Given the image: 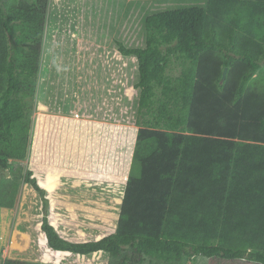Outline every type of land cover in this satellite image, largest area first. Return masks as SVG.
I'll return each instance as SVG.
<instances>
[{
  "label": "trees",
  "instance_id": "trees-1",
  "mask_svg": "<svg viewBox=\"0 0 264 264\" xmlns=\"http://www.w3.org/2000/svg\"><path fill=\"white\" fill-rule=\"evenodd\" d=\"M131 1L130 24L164 11L147 15L146 47L117 42L138 57L141 96L116 232L88 242L61 237L48 219L47 190L33 170L23 176L15 166L31 151L51 0H0V167L17 177L15 189L0 175V206H12L21 176L40 192L51 254L26 256L44 262L102 264L104 250L109 264L199 255L264 264V0L171 9L168 0ZM142 33L141 25L139 42Z\"/></svg>",
  "mask_w": 264,
  "mask_h": 264
},
{
  "label": "crops",
  "instance_id": "crops-1",
  "mask_svg": "<svg viewBox=\"0 0 264 264\" xmlns=\"http://www.w3.org/2000/svg\"><path fill=\"white\" fill-rule=\"evenodd\" d=\"M78 2H80L82 7L80 14L85 8L86 12L88 10L89 12L91 11V14L86 16V20L84 18L80 19L75 12L67 14V16L65 15L66 17L61 18L60 9H62L61 5H63V0H59L57 6L58 15L56 16L55 21H53V16H51L50 22L48 23L45 44L47 57L45 56L46 62L44 63V69L42 70L43 74H47L49 71V75L53 77H50V81H48L46 78L47 75H44V85L41 88V98L39 99L40 108H48L50 117L55 121L56 131L50 133V142L42 140L44 139L42 136H37L35 138V156L37 157L38 154H42L41 151H45L42 160H45V163L48 164L42 166L38 165L32 169L40 186L46 188L48 191L47 196L50 200L49 214L51 217V224H53L59 235L72 242H88L99 240L116 232L117 230L139 129L136 124L141 96V88L136 86L140 81L138 57L135 54H122L114 39L117 38L127 48L146 47L147 40L145 19L149 14L164 10L147 13L144 17H142L141 23L130 24L128 20L124 22V19H127L128 17L130 19V15L133 14L131 13L129 6H127V4L130 5L132 2L131 0H94V9L91 7L93 4L91 1L78 0ZM122 2H128L125 9L121 6ZM207 2L208 0H195L188 6H206ZM55 3V0H52L51 12H53L52 10L54 9ZM83 17L85 16L83 15ZM138 17L139 16L133 17L134 22H139ZM110 18H119V23L112 24L110 22ZM141 25L143 33L141 36V42H139L140 38L138 37V27ZM90 30L92 33L96 34L95 38L99 36L106 39L105 41L103 40L104 57H110L113 62L110 63L105 61L104 68H102L101 65L95 68L91 63L94 60L86 59L89 58V56L86 54L85 44L82 40H80V37L85 40L86 35L90 34ZM50 39L52 42H50ZM94 56H96V54ZM54 59H57V61L52 62ZM86 75L93 80L91 85L86 84ZM114 75L117 77L114 78ZM113 78L118 79L120 84L121 81L125 80L129 86L126 90H130V88L133 89V91L129 92V94L127 92H122L119 96H115L113 99L117 102L118 99L121 98L123 101L127 102L126 99L128 100L129 98L130 103L128 102L127 107H130L132 117L131 126L135 129L134 135L126 136L127 134L121 132V128L120 131L115 132L113 136L109 132H97L89 129L91 127L90 123L93 122L106 123L108 120L110 123H114L118 127H121L124 123V116L120 115L116 119L113 120L112 118L110 120L109 114L106 116L105 109L102 104L99 105V103L96 102L89 105L86 103V96L97 100L100 91H103L102 99L104 101L106 88L104 91L103 86L104 84L109 83H113L112 87L113 85L115 86L116 83L115 80L113 81ZM118 84H116L117 87ZM88 86L94 87L89 89ZM55 89L58 91L59 95ZM116 89L115 93L117 91ZM52 90L53 93L56 91L57 96L56 98L54 97L53 103L50 104V97L53 96ZM91 90H93V94ZM110 98L111 97L108 99ZM101 106L103 108L102 110L100 109ZM92 107H94V109H91ZM98 107L103 113L102 116L98 114ZM127 126L129 125L127 124ZM61 127L64 130H61ZM129 129L132 130L131 127ZM95 133L98 137H100V143H102L103 137H108L107 139L115 137L119 142L118 147L113 150L114 153L112 155L114 156L112 158L114 159L108 167V163L106 161V157L104 159V155H101V157L98 155L97 158L95 156V158H93L94 160L86 157L88 156L86 155V152L90 151V148L96 150L93 145L90 146L87 144L86 147V141ZM128 139L129 141H127ZM46 144H49L51 147V152L49 153L46 152L48 151L47 147H45ZM103 153L106 155L105 151H103ZM57 159H60V163ZM110 170L119 174L117 178L120 181H124L123 188H119L117 181L114 182L112 181L113 179L111 181L107 180L104 171ZM89 171L94 172L93 178L86 176V172ZM61 173H63V175H61ZM35 192L36 191H33V193H31L36 195ZM32 194H28L29 197H27L26 194V197L34 204L35 198ZM107 196L113 198L114 200L112 207L115 205V207H113L115 213L109 219H106V212L104 211V213L100 211L95 213L91 211L92 206L86 208V204L91 202L94 204L97 202L105 203V205L110 204L108 202L110 200L106 199ZM36 201L40 207V211L37 214L38 216L35 218L31 217L29 220L27 217H23L22 219L20 217L19 224H17L15 229H13L11 232L12 234L10 233L11 230L8 228L5 229L6 221L2 228L0 227V234L2 232L5 233L4 241L0 244L1 253L4 249L3 246H6V250L3 251H6L8 254L10 253L12 246L23 247L26 245L27 247L29 245L30 250L27 254L32 255L34 258L41 256L43 252L42 251L40 254L39 250L41 249V246L36 243L35 245L34 239L31 237L32 235H39L41 238H38L36 242H41L42 246H47V236L46 233L42 231L41 222L43 220V202L41 199H36ZM54 204L62 205L61 209L63 210L59 211L56 209L58 205ZM108 207L111 208L110 205H108ZM25 213L26 212L23 213L24 216H26ZM78 214L80 215L76 218H80L81 220L92 218V220L90 219L91 222L89 221L90 223H88V225L90 224V227L86 226L84 229V227H71L72 225H69V223L65 224V222H68V219H73ZM7 217L8 216L6 215V218ZM10 218L11 217L9 216L8 219ZM69 228H71L73 232L77 231V234L86 233V237L78 241L70 239L69 235L74 237L77 234L73 235ZM44 250L48 251L47 248H44ZM99 251L105 253L104 262L102 264H109L111 259L110 253L104 250ZM22 252L24 251H21V253ZM65 253L69 254V252ZM11 256V259L25 261L24 258L13 255ZM55 261V263L41 262L61 264V261ZM144 262L146 264H165L163 261L155 258H150L148 261L144 260Z\"/></svg>",
  "mask_w": 264,
  "mask_h": 264
},
{
  "label": "rangeland",
  "instance_id": "rangeland-1",
  "mask_svg": "<svg viewBox=\"0 0 264 264\" xmlns=\"http://www.w3.org/2000/svg\"><path fill=\"white\" fill-rule=\"evenodd\" d=\"M88 1H91L93 3L91 5V7L94 9L95 8L94 0H88ZM55 2L56 3L54 5V9L52 10L53 12H51V9H52V0H51L50 18H51V16H53V21H55L56 16L58 15L57 14V12H58L57 6H58L59 0H55ZM193 2H194V0H168L167 1L169 9L185 7V6H188V5L192 4ZM127 3L122 2L121 6L123 7V9H125L127 6H129L130 10H133V9L136 10V7L132 8ZM126 4H127V6H126ZM61 8H62V9H60L61 10V18L62 17H66L67 14H71L72 12H75V14L80 17V19L84 18L86 20V16L91 14V11L89 12V10L86 12V8L84 10H82V13L80 14V11H81L82 7L80 5V2H78V0H63V5H61ZM83 15L85 17H83ZM50 18H49V22H50ZM118 20H119V18H117V19L110 18V22L112 24L119 23ZM126 20H128V22H129L130 21L129 17L127 19L125 18L124 22H126ZM107 21H109V20H107ZM95 35L96 34L92 33V31L90 30V34L86 35L85 40H83L84 38L82 39V37H80V40H82V42L85 44L86 54L89 56V58H86V59L87 60H90V59L94 60L91 63L94 65L95 68L99 67V65H101L102 68H104L105 61L110 62V63H112L113 61L111 60L110 57H109L110 59L108 57H106V58L104 57V53H103L104 52V46H103L104 44H103V42L106 39L101 38L99 36H97V38H95ZM114 41H115L116 44H117V42H120L117 38H115ZM95 54H96V56H94ZM46 55L47 54H46V45H45L44 54H43V61H42V68H41V74H40L39 82H38V85H37L36 108H35V111L33 110V114H32V118H33V122H32V136H33V139H32V144H31V151H30V154H29V156H28V158L26 160H23L18 165H15V166H21L22 172H23L22 173L23 176L28 170H33L32 168L37 167L38 165L42 166V165L48 164V163H45L46 162L45 160H42L43 154H44L45 151H41L42 152L41 155L38 154L37 157L35 156L36 155L35 154V138L37 136H42L44 138L42 140H44L45 142H46V140H47V142H50L51 141L50 133L56 131L55 130L56 123L50 117L48 108H45V109L44 108H40V99L39 98H41L40 97L41 88L44 85L43 84L44 75H47L46 78H47L48 81H50V77H53V76L49 75V71L47 72V74H45V73L43 74V70L42 69H44V63L46 62V59H45ZM55 61H57V59L52 60V62H55ZM92 64H90V65H92ZM178 73H179V68L175 67V69L173 71V74L176 75ZM113 77L115 78L117 76L114 75ZM114 78H113V81L115 80V83L118 84L119 83L118 79H114ZM92 81L93 80L90 79V77L86 75V84L87 85H91ZM112 84L113 83L104 84V86H103V90L106 88V91L104 90L105 93H106L104 101L102 99L103 91H100L99 94H98L97 100H94V99L86 96V103L89 104V105L90 104H94L96 102H98L99 105L102 104L104 109H105L106 116L109 114V119L110 120L112 118H113V120L116 119L117 117H119V115L120 116H124L123 125L121 127H118V126H116V124L110 123V121L107 120L106 123H94V122L90 123L91 127L89 129H91V131H97V132H101V131L109 132L113 136L115 134V132L120 131V128H121V132H123L124 134H127L126 136L134 135V132H135L134 130L135 129H133V127L131 126L132 117H131V113H130V107H127L128 106V102H129V98H128V100L126 99L127 102L123 101L121 98H120L121 100L118 99L117 102H115L114 99H113L115 96H119L122 92H127L129 94V92H132L133 89L130 88V90L129 89L126 90L127 88H129V86L126 83L125 80L121 81V84L119 83L118 87L116 86V84H115V86L113 85V87H112ZM88 87H89V89H91L94 86H88ZM115 89L117 90L116 93H115ZM86 90H88V89H86ZM56 91H54V93H53V90H52L53 96L50 97V101H49L50 104L53 103L54 97L56 98V96L58 94V91H57V94H56ZM91 92H92V94L94 93L93 90H91ZM109 97H111V98L108 99ZM91 109H94V107H92ZM100 109L101 110L103 109L102 106H101ZM100 109L98 107V110H99L98 114H100V116H102L103 113H102V111ZM128 115H129V118H128ZM126 118H128V119H126ZM127 124L129 126H127ZM128 127L129 128L131 127L132 130L129 129ZM60 129L64 130V129H62V127ZM107 138L108 137H103L102 143H100L101 142L100 137H98L96 133L94 135H92L90 137V139H88L86 141V147H87V144L90 145V146L93 145L96 148V150L90 148V151L92 153L90 151H87L86 155H88V156H86V157H88L89 159H93V158H95V156L97 158L98 155L100 157H101V155H104V159L106 157V161L108 163L107 167H108L109 164L114 159V158H112L114 156V155H112L114 153L113 150L116 147H118V145H119L118 143L119 142H118V140H116L115 137L114 138L112 137L110 139H107ZM127 141H129V139ZM120 142H121V139H120ZM45 147H47V150H48V151H46L47 153L51 152L50 151L51 147H50L49 144H46ZM103 151L106 152L107 156L103 153ZM57 161L60 163V159H57ZM104 173H105V175L107 177V180L111 181L113 179L112 181H114V182L117 181V183L119 185V188H123L124 181H120L117 178L119 174H116L115 171H112V170L104 171ZM61 175H63V173H61ZM23 176H21L20 179H19V186H18V189H17V194L15 196V199L13 201L12 206H9V207H5V206L1 207L0 206V227L2 228V226L4 225V223L6 221L5 229L8 228L9 230H11L10 233L13 231V229H15L17 224H19L20 217H21V219L23 217H27V219L29 220L31 217L35 218L36 216H38L37 214L40 211V207L36 203L37 202L36 199L37 200L41 199L42 202H43V199H42V196H41L40 192H38L31 183L25 182L24 179H23ZM34 176L35 175H34V171H33V176L32 177H34ZM86 176H88V177L90 176L89 178H93L94 177V172L93 171L86 172ZM10 177H6L5 176V178H8L7 180H10L9 184L11 185V187L15 188V182L13 180L17 179V177H15V176L12 177V178H10ZM2 187H3V182H2V179L0 177V188H2ZM15 189H12V190H15ZM33 191H36L35 192L36 195L32 194ZM92 192H95V191H92ZM26 194H27V197H29L28 194L29 195L32 194L34 196V198H35L34 204H33V202L29 201L30 199H28L26 197ZM47 195H48V193H47ZM47 195H46V197L48 198ZM61 198H63V197H61ZM106 199L110 200V201H108L110 204H106L105 205V203H102V202H97L96 204H94L93 202H91V203L86 204V208L92 206L91 207V211H93L95 213H97L98 211H100V212L104 211V212H106V219H109L115 213V210L113 208V207H115V205L112 207V204H114L113 203V201H114L113 198H110L109 196H107ZM43 205H44V203H43ZM54 205H58V207L56 209H58L59 211L63 210V209H61L62 205H60V204H54ZM108 205H110L111 208H109ZM49 211H50V208H49ZM24 212H26L25 213L26 216H24V214H23ZM6 215L8 217L10 216L11 218L10 219H8V217L6 218ZM40 215H41V212H40ZM79 215L80 214L75 216L73 219H68V222H65V224L69 223V225L70 224L72 225L71 227H73V226L81 227V228L84 227V229H85L86 226L90 227V224L88 225V223L91 222L90 219L92 220V218H86V220H81L80 218H76ZM43 216H44V213H43ZM43 216H42V219H43ZM92 216H93V214H92ZM5 218H6V220H5ZM48 219H49V222L51 223L50 214H48ZM41 222L43 224V220ZM69 229L71 230L73 235L77 234L76 233L77 231L73 232L71 228H69ZM4 236H5V233L2 232L0 234V244L3 243L4 238H5ZM74 237H72V235H69L70 239H72V240L74 239V240L78 241V240H82L84 237H86V233L77 234ZM6 240H7V238H6ZM43 246H45V247H43ZM43 246L39 250L40 254H41V252L43 250V253L45 255H50L51 253L49 254V252H51V251L49 250V248L46 245H43ZM3 248H4L3 250H6L5 249L6 246H3ZM21 248H22V246H21ZM29 248H30V246L28 245L27 248H26V251L24 250L25 254H22V256L18 255V257L25 259V261L23 260V262H31V264H52V263L41 262L39 259H29L30 257L26 256L27 253L30 250ZM44 248H47L48 251H45ZM3 250H2V253H1V249H0V264H3V262H4V261H2L3 259L4 260L8 259V258H10L11 255L17 256L15 254V252H10V253L7 254L6 251L4 252ZM150 258L151 257L148 256V257H145L144 260L148 261ZM50 262L55 263L56 261L52 260ZM68 264H73V263H68ZM140 264H142V263H140ZM143 264H146V263L143 261ZM179 264H259V263L253 262V261H249L247 259L226 260V259L217 258V257L209 258V257L203 256V255H199V256H195L194 258H191V259H189L187 257H184V259Z\"/></svg>",
  "mask_w": 264,
  "mask_h": 264
},
{
  "label": "water",
  "instance_id": "water-1",
  "mask_svg": "<svg viewBox=\"0 0 264 264\" xmlns=\"http://www.w3.org/2000/svg\"><path fill=\"white\" fill-rule=\"evenodd\" d=\"M227 74V68H225L224 73H223V80L225 79ZM0 175H4L6 177H10L12 175V173L10 172V170L8 169H4L0 167Z\"/></svg>",
  "mask_w": 264,
  "mask_h": 264
}]
</instances>
